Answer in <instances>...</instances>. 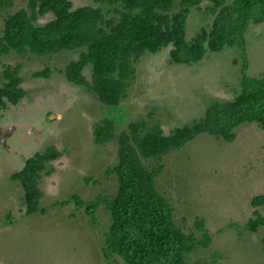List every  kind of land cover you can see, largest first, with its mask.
<instances>
[{
  "label": "rangeland",
  "instance_id": "1",
  "mask_svg": "<svg viewBox=\"0 0 264 264\" xmlns=\"http://www.w3.org/2000/svg\"><path fill=\"white\" fill-rule=\"evenodd\" d=\"M12 1L13 7L0 13V36L6 14L27 8L25 0ZM71 1L75 8L95 6L92 0ZM208 7L203 0L191 8L186 41L210 27L213 15ZM112 17L114 13L107 14ZM52 18L51 14L39 17L35 24ZM244 39V75L259 78L264 74V22L250 23ZM170 49L143 55L134 64L136 80L115 108L101 105L60 73L78 58L80 50L44 57L28 53L0 56V88L5 82L4 66H19L25 91L16 106H0V264H124L116 256L105 261L101 253L109 226L104 205H99L95 223H91L83 209L68 202L73 195L85 202L111 198L116 190L114 177L106 174L117 163L116 139L95 145L93 126L111 119L116 137L130 122L148 119L152 113L168 134L203 117L211 102L232 100L240 90L243 60L237 49L207 53L190 66L172 64ZM46 69L47 78L34 77ZM83 74L89 81L90 67ZM234 134L231 143L202 134L160 161L163 170L156 188L171 205L175 224L200 238L202 232L195 226L200 220L211 238L207 249L187 256V264H264V225L254 232L247 227L255 211L264 218L263 208L250 205L255 196L264 195V131L246 123ZM50 146L60 157L41 174L38 184L40 207L46 214L26 216L23 190L10 176L27 158Z\"/></svg>",
  "mask_w": 264,
  "mask_h": 264
},
{
  "label": "trees",
  "instance_id": "2",
  "mask_svg": "<svg viewBox=\"0 0 264 264\" xmlns=\"http://www.w3.org/2000/svg\"><path fill=\"white\" fill-rule=\"evenodd\" d=\"M25 1L26 9L6 14L3 19L0 56L28 53L44 57L80 50L78 58L68 62L60 73L68 83L83 87L108 107H118L127 98L136 80L134 64L143 55H156L171 47L170 62L190 66L201 62L207 53L227 48L239 51L243 60L240 90L232 100L211 102L203 117L190 126L165 134L150 113L148 119L130 122L126 131L115 137L111 119L96 123L92 128L95 145L116 139L117 163L106 171L115 179V193L111 198L88 202L73 195L68 201L83 209L91 223H95L99 205H104L109 216L101 249L105 261L116 256L124 264H187V256L207 249L211 238L200 220L195 223L202 232L200 238L184 233L175 224L171 205L156 188V179L163 170L160 161L202 134L231 143L234 130L242 124L254 123L264 131V74L259 78L244 75V35L250 23L264 22V0H233L230 4L228 0H207L213 15L211 25L190 42L185 39L186 21L191 8L203 0H92L95 6L76 8L71 0ZM12 7V0H0V13ZM109 13L116 17L107 18ZM49 14L51 20L35 24L39 17ZM86 67H90L89 81L83 74ZM19 68L4 66L5 82L0 88V106L4 109L16 106L25 96ZM48 75L46 69L34 77ZM59 157L60 152L50 146L27 158L23 167L11 174L10 180L23 190L26 216L46 214L47 210L40 207L42 192L38 184L41 174ZM250 205L264 209V195L255 196ZM254 216L247 226L252 232L264 225L257 211Z\"/></svg>",
  "mask_w": 264,
  "mask_h": 264
}]
</instances>
